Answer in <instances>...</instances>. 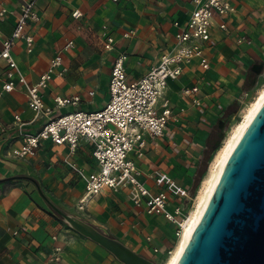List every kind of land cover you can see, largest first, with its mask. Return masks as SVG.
Listing matches in <instances>:
<instances>
[{
    "label": "crops",
    "instance_id": "1",
    "mask_svg": "<svg viewBox=\"0 0 264 264\" xmlns=\"http://www.w3.org/2000/svg\"><path fill=\"white\" fill-rule=\"evenodd\" d=\"M26 0H0V52L11 34ZM41 15L27 31L34 37L31 51L17 40L13 54L29 83L39 80L51 59L62 54V64L42 89L44 101L54 114L82 109L95 111L109 99V80L115 56L127 54V80L141 78L177 43L176 33L190 17L193 0H36ZM234 11L216 15L211 37L205 44L210 66L199 60L183 66L181 75L168 82L160 107L167 99L177 113L142 158L131 154L142 170L141 179L153 192L162 188L153 174L168 173L179 185L192 189L202 163L222 123L235 116L239 106L264 80V0H229ZM82 15L74 17L75 9ZM224 23V28L220 24ZM133 30L130 37L126 31ZM106 34L115 48L105 50ZM73 40L69 48H64ZM6 61L0 58V91ZM62 71V73H58ZM262 73H260V72ZM260 73V74H259ZM199 90L185 95L183 88ZM94 92L91 94L90 92ZM56 96H80L76 104L55 106ZM198 99L200 104H196ZM19 114L24 125L15 120ZM44 124L29 107L26 88L0 96V264H124L97 242L72 228L42 196L61 210L83 219L117 238L136 253L154 261L162 259L174 240L176 226L164 216L150 214L133 204L129 189L109 188L91 196L83 207L84 182L69 165L87 171L98 169L92 144L82 139L76 150L68 143L43 139L34 155L17 156L13 150L24 143L23 132L37 133ZM172 200L175 202L174 197ZM159 243L158 252L148 242Z\"/></svg>",
    "mask_w": 264,
    "mask_h": 264
},
{
    "label": "built area",
    "instance_id": "2",
    "mask_svg": "<svg viewBox=\"0 0 264 264\" xmlns=\"http://www.w3.org/2000/svg\"><path fill=\"white\" fill-rule=\"evenodd\" d=\"M117 1V0H114ZM194 9L188 20L180 25L175 34L177 43L162 55L160 63L153 66L141 78L129 82L125 61L127 54L119 52L113 61L109 80V99L103 107L95 111L76 109L61 114H54V108L48 105L42 97V89L46 88L53 74L62 64V54L58 52L50 61V65L35 83H29L16 61L13 48L19 39H24L27 50L31 51L34 37L27 31L30 22H39L41 15L36 7V0H26L20 8L13 31L3 40L0 58L6 61V78L2 90L9 92L19 85L26 88L29 107L35 112L36 118H43L44 124L37 133L23 132L24 143L13 150L17 156L34 155L41 140L51 138L57 144L68 143L71 150H76L82 139L92 144V154L98 169L87 171L76 163L69 165L84 182L85 195L80 199V206L93 195L109 188L118 191L129 189L133 204L143 206L150 214L164 216L176 226V236H179L195 202L191 189L179 185L168 173L157 172L151 177L161 186L158 193H153L142 181V170L131 154L137 158L145 155L148 138L158 139L165 134L168 123L177 117L167 99L158 107L171 79L178 78L185 64L199 60L204 68H209V58L205 53V44L211 37V26L216 15L234 11L229 0H193ZM7 8L0 9V17H4ZM82 15L80 9H75L74 17ZM226 25L220 24L221 28ZM133 30L126 31L124 37H130ZM73 40L65 45L71 47ZM105 50L115 48V39L106 34L103 42ZM62 73V71H58ZM199 90L197 85L183 88L185 95H192ZM93 94L94 92H90ZM80 96L71 98L56 96L55 106L76 104ZM200 104L198 99H194ZM15 120L20 127L25 122L19 114ZM174 197L175 202L172 200ZM148 242L155 252L160 249L159 243L152 236ZM171 250L168 251L170 253Z\"/></svg>",
    "mask_w": 264,
    "mask_h": 264
},
{
    "label": "water",
    "instance_id": "3",
    "mask_svg": "<svg viewBox=\"0 0 264 264\" xmlns=\"http://www.w3.org/2000/svg\"><path fill=\"white\" fill-rule=\"evenodd\" d=\"M36 185L72 228L124 264H157L117 238L61 210ZM176 264H264V103L231 151L205 211Z\"/></svg>",
    "mask_w": 264,
    "mask_h": 264
},
{
    "label": "bare ground",
    "instance_id": "4",
    "mask_svg": "<svg viewBox=\"0 0 264 264\" xmlns=\"http://www.w3.org/2000/svg\"><path fill=\"white\" fill-rule=\"evenodd\" d=\"M262 86L263 87L260 89L254 100L243 111L241 119L235 123L232 130L224 139L223 143L219 146L216 154L213 156L210 166L202 181L200 193L197 195L196 200L190 209L189 217L167 259L165 261L163 259V264L177 263L191 234L195 230L203 215V212L205 211V208L211 198L213 191L215 190V187L217 186L220 174L231 151L233 150L238 139L248 126L253 116L264 103V85Z\"/></svg>",
    "mask_w": 264,
    "mask_h": 264
},
{
    "label": "rangeland",
    "instance_id": "5",
    "mask_svg": "<svg viewBox=\"0 0 264 264\" xmlns=\"http://www.w3.org/2000/svg\"><path fill=\"white\" fill-rule=\"evenodd\" d=\"M264 85V80L261 82V84L247 97L243 103L239 106V109L235 113V116L229 119L226 123V125L222 128H218L216 131V139L212 147L209 149V153L207 154V157L202 163V167L200 169V174H198L197 179L195 181L194 186L192 187L193 195H195V200L197 195L200 193L202 181L206 175V172L210 166L211 160L213 156L216 154V151L218 150L219 146L223 143L224 139L228 136L230 131L232 130L233 126L237 121H239L242 117L243 111L248 107V105L254 100V98L257 96L258 92ZM220 133H222V137H220ZM218 144V145H217ZM178 236L175 235L173 242L170 246H168V249L165 251L162 259L157 261V264H163V262L167 259L169 253V250H172V248L175 246ZM164 259V261H163Z\"/></svg>",
    "mask_w": 264,
    "mask_h": 264
},
{
    "label": "flooded vegetation",
    "instance_id": "6",
    "mask_svg": "<svg viewBox=\"0 0 264 264\" xmlns=\"http://www.w3.org/2000/svg\"><path fill=\"white\" fill-rule=\"evenodd\" d=\"M228 120H226V122L222 123V127H224L226 125Z\"/></svg>",
    "mask_w": 264,
    "mask_h": 264
}]
</instances>
